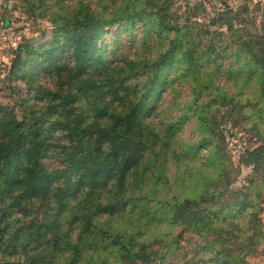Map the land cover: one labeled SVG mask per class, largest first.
Returning <instances> with one entry per match:
<instances>
[{"label":"trees","instance_id":"obj_1","mask_svg":"<svg viewBox=\"0 0 264 264\" xmlns=\"http://www.w3.org/2000/svg\"><path fill=\"white\" fill-rule=\"evenodd\" d=\"M22 3L52 34L19 42L7 69L25 90L20 115L0 101V264L148 263L186 233L201 242L184 264H251L264 241L251 198L264 186V8L259 29L247 5L230 9L223 33L178 24L171 0ZM122 35L132 57L117 53ZM229 106L259 138L242 159L259 178L232 201L217 117ZM192 120L197 138L176 146Z\"/></svg>","mask_w":264,"mask_h":264},{"label":"rangeland","instance_id":"obj_2","mask_svg":"<svg viewBox=\"0 0 264 264\" xmlns=\"http://www.w3.org/2000/svg\"><path fill=\"white\" fill-rule=\"evenodd\" d=\"M92 3L96 0H91ZM172 6L169 9V13L175 16L178 24H184L185 22L194 20L198 22L202 27L206 28L210 32L215 30H222L225 32L226 22L231 16L226 13L230 9L235 11H243L242 6H248V12L245 13L255 21L257 29L260 28V20L262 18V11L264 8V0H171ZM244 16V15H243ZM220 18V19H219ZM173 21V20H172ZM52 25L48 18H42L38 16L30 15V10L23 5L22 0H0V101L4 104H15V110L20 115V107L18 100L21 95L24 94L25 85L19 81L7 76V69L10 59L14 55L15 46L23 39H33L35 44L40 43L44 39H49L52 34ZM114 35V29L111 31ZM129 42L126 41V36L122 35L117 40L116 48L117 53H123V55L133 56L135 46L128 48ZM131 49V52L128 51ZM227 62H224L223 69H225ZM244 74L240 75L237 80L238 88L242 86ZM176 83L179 87L180 98H185L188 92V86L184 85V81ZM49 84L48 82H45ZM218 85H226L230 89L233 88V81H228L224 74L219 76ZM23 88V91L18 92V87ZM242 94L243 99L249 97V93H252L254 86L251 82L244 84ZM164 96L167 99L171 98V95L166 92ZM168 105V101L164 102L160 108H165ZM231 107H220L217 111V117L219 118V125L224 135L223 143L224 153L228 159L227 164V190L230 192V201L235 198V194L238 190L244 187L253 186L251 180L259 178L260 172H254L252 165L243 163L242 159L246 157V150H251L258 145L259 138L256 137L254 131L251 129V122L245 123L242 118V112L234 111L230 112ZM169 112H165L168 114ZM178 111H172V116L177 115ZM154 120H157L155 116ZM192 120L186 124L183 130L178 134L176 140V146L186 141L193 142L197 138V134L192 132L193 128ZM201 152L205 153L206 150ZM46 164L55 166L56 162L53 160H46ZM181 169L185 167V163L180 164ZM256 173V174H254ZM253 191L251 198L254 202H258L262 208H264V186L261 191ZM262 220L261 230L264 232V212L260 214ZM162 227V226H161ZM171 230H169L170 232ZM176 233L173 232V236H170L168 243L174 238ZM184 237L180 239L177 244H172L168 250L167 241H162L161 250L167 252L163 259L153 260L148 263H142L140 261L134 264H184L186 260H189L193 254H195L196 246L201 242V239L192 233H186ZM159 244H155L154 248H157ZM168 250V251H167ZM257 254L254 256H248L247 260L251 264H260V259L264 255V241L257 247ZM259 259V261H258Z\"/></svg>","mask_w":264,"mask_h":264},{"label":"crops","instance_id":"obj_3","mask_svg":"<svg viewBox=\"0 0 264 264\" xmlns=\"http://www.w3.org/2000/svg\"><path fill=\"white\" fill-rule=\"evenodd\" d=\"M258 261H259V259H258ZM260 264H264V255H263V257H261V259H260Z\"/></svg>","mask_w":264,"mask_h":264}]
</instances>
